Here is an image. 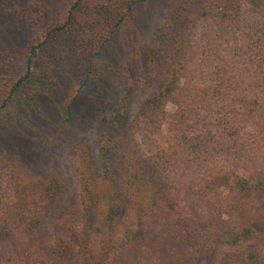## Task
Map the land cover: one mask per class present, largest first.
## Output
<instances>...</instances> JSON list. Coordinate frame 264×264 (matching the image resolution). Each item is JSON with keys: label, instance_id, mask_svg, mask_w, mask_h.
<instances>
[{"label": "trees", "instance_id": "trees-1", "mask_svg": "<svg viewBox=\"0 0 264 264\" xmlns=\"http://www.w3.org/2000/svg\"><path fill=\"white\" fill-rule=\"evenodd\" d=\"M151 1L0 0L5 27L30 31L24 47L0 39V142L11 110L35 109L63 68L96 75L107 47ZM120 80L96 154L72 146L73 198L58 175L18 174L0 156V240L47 220L66 235L47 252L26 238L23 251L0 252V264H53L71 254L118 264L127 252L125 264H181L158 242L143 246L157 227L205 264H264V0H173L121 65ZM132 111L145 160L122 137ZM65 115H74L70 101Z\"/></svg>", "mask_w": 264, "mask_h": 264}, {"label": "rangeland", "instance_id": "rangeland-1", "mask_svg": "<svg viewBox=\"0 0 264 264\" xmlns=\"http://www.w3.org/2000/svg\"><path fill=\"white\" fill-rule=\"evenodd\" d=\"M172 1L152 0L143 7L131 27L125 29L107 47L100 58L102 63L96 67V75L89 74L83 67L63 68L59 85L52 93L37 100L35 104L39 105L35 109L11 110L7 116L9 121L5 137L0 142V156L7 157L18 174L33 178L56 174L70 187L68 199L77 194L78 181L75 170L78 161L72 146L78 143L82 147H89L91 152L96 154L98 135L111 121L123 93V84L119 81L121 65L131 56L137 45L151 36L155 28L163 22ZM29 34V30L21 35L12 33L5 27L0 14V39L3 47H24ZM69 101L73 103L74 115L70 120H65V109ZM167 111L170 115L173 113L171 104ZM132 123L133 111L122 129L125 147L134 157L145 160L147 147L141 136L132 128ZM160 134L163 135V131ZM261 206L264 207V199ZM48 221L37 231L21 232L3 238V241L1 239L0 252L13 250L14 246L23 251L22 244L26 238L34 240L36 244L41 243L40 249L43 251H52L51 244L57 242L56 245L59 246L66 239V235ZM151 232L144 237L143 246L158 242L167 247L163 252L179 258L181 264H205L199 261L192 249L185 247L172 231L157 227ZM126 255L127 257H120L118 264H125L131 252ZM71 256L68 260L60 257L53 264H85L74 254Z\"/></svg>", "mask_w": 264, "mask_h": 264}]
</instances>
